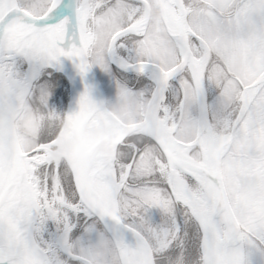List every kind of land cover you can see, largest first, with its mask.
Wrapping results in <instances>:
<instances>
[{"label":"snow or ice","instance_id":"snow-or-ice-1","mask_svg":"<svg viewBox=\"0 0 264 264\" xmlns=\"http://www.w3.org/2000/svg\"><path fill=\"white\" fill-rule=\"evenodd\" d=\"M0 264H264V0H0Z\"/></svg>","mask_w":264,"mask_h":264},{"label":"rangeland","instance_id":"rangeland-1","mask_svg":"<svg viewBox=\"0 0 264 264\" xmlns=\"http://www.w3.org/2000/svg\"><path fill=\"white\" fill-rule=\"evenodd\" d=\"M93 69H94L96 75L98 76L99 80L101 81V83L104 87V91L107 95H109L110 89L112 92H114L115 90H118L117 84H115V87L114 86L111 87L112 83H111V78L109 77V72H106L104 69H102L98 65L93 66ZM43 71H44L45 75H48V76H45V78H47V79H51L52 76H55L54 74L57 75L55 77L58 78V84H57V86H55L53 88L49 103H50L51 107L55 108L59 112L64 113L65 108H66L67 96H68V85H67L66 76L62 71L55 69L53 66L47 67ZM129 72H131V71H129ZM123 75H125L126 78L130 77L129 73H124ZM131 84H133V83H131ZM113 102H115V100ZM156 219L157 220L160 219L159 213L156 214Z\"/></svg>","mask_w":264,"mask_h":264},{"label":"bare ground","instance_id":"bare-ground-1","mask_svg":"<svg viewBox=\"0 0 264 264\" xmlns=\"http://www.w3.org/2000/svg\"><path fill=\"white\" fill-rule=\"evenodd\" d=\"M69 65H70L69 62L65 59V57H61L59 64H56L53 67L59 71L67 73ZM90 75H91V79H92V81H93V83L97 89V92L99 94H102V90H101V87L99 86L98 80L92 74H90ZM86 85H87L88 89L90 90L91 95L93 97L92 91H91L88 83L83 79V77L81 75H78L77 76V84L75 86V93H76L78 103H79L80 96L85 91ZM93 99H94V97H93ZM77 110H78L77 103H73L70 106L68 112H70V111L74 112ZM93 129L97 130V132L95 134L93 133ZM85 138L91 140L93 149L97 150V151H104L105 147L108 143V140H109L108 135L103 130L96 128V127H88L86 130Z\"/></svg>","mask_w":264,"mask_h":264},{"label":"water","instance_id":"water-1","mask_svg":"<svg viewBox=\"0 0 264 264\" xmlns=\"http://www.w3.org/2000/svg\"><path fill=\"white\" fill-rule=\"evenodd\" d=\"M65 59L70 64L67 73L63 72L66 76L67 85H68V96H67L66 108H65L64 113H68L69 108L73 103H77L78 108H79V103L77 101V97H76V93H75V86L77 84V76L81 75V74H80L78 67L76 66V63H74L73 60L68 59L67 57H65ZM89 73L92 74L98 80L99 86L101 87V90H102V94H99L97 92V89H96V87H95V85L91 79V75ZM82 77L88 83V85L92 91L94 100H96L98 103H100V102L107 103V97H106V93L104 91V87H103L101 81L99 80L98 76L96 75L93 67L91 68V70L86 75H84ZM86 130H87V128H85L83 130V137L86 136ZM80 138H81V136L79 134H77V135H75L74 140L78 142L80 140Z\"/></svg>","mask_w":264,"mask_h":264},{"label":"flooded vegetation","instance_id":"flooded-vegetation-1","mask_svg":"<svg viewBox=\"0 0 264 264\" xmlns=\"http://www.w3.org/2000/svg\"><path fill=\"white\" fill-rule=\"evenodd\" d=\"M112 72H109V77L111 78V83L112 86L111 87H115V84H117V78L121 79L122 81L126 80L127 83L129 84V86H132L134 83L133 77L136 76L135 72H125V73H129L130 77L126 78L125 75H123L122 77H117L116 73L119 72L120 70L117 68V66L115 64H113L112 66ZM110 95V96H109ZM109 95L106 94L107 97V102H113L114 100H116L117 95H118V90H115L114 92L111 91V89L109 90Z\"/></svg>","mask_w":264,"mask_h":264},{"label":"clouds","instance_id":"clouds-1","mask_svg":"<svg viewBox=\"0 0 264 264\" xmlns=\"http://www.w3.org/2000/svg\"><path fill=\"white\" fill-rule=\"evenodd\" d=\"M97 132V130L96 129H93V133L95 134Z\"/></svg>","mask_w":264,"mask_h":264},{"label":"trees","instance_id":"trees-1","mask_svg":"<svg viewBox=\"0 0 264 264\" xmlns=\"http://www.w3.org/2000/svg\"><path fill=\"white\" fill-rule=\"evenodd\" d=\"M54 75L57 76L56 74H54ZM44 76H48V75H45V74H44ZM49 76H50V75H49Z\"/></svg>","mask_w":264,"mask_h":264}]
</instances>
